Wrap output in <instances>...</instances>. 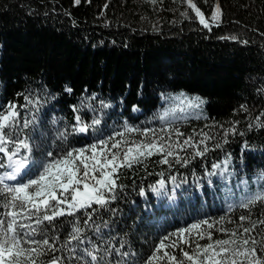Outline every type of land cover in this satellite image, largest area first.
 Returning <instances> with one entry per match:
<instances>
[{
	"label": "trees",
	"instance_id": "16d2710c",
	"mask_svg": "<svg viewBox=\"0 0 264 264\" xmlns=\"http://www.w3.org/2000/svg\"><path fill=\"white\" fill-rule=\"evenodd\" d=\"M193 2L206 19L219 4L222 14L211 30L199 23L185 0H0V112L12 103L21 126L25 120L36 122L20 133L40 146L33 151L35 160L48 151L59 156L66 148L86 147L123 132L125 122L153 129V138L163 136L173 145L171 166L159 163L164 154L157 153L120 168L117 184L123 188L116 189V199L106 208L94 205L98 211L84 233L101 247L124 242L122 251L134 252L129 260L135 264H144L163 237L193 223L208 220L213 227L201 225L186 234L190 244L166 249L179 259L181 248L192 252L197 243L242 233L239 224L251 225L240 221L241 216L264 219V203L250 209L238 206L264 191V180L258 179L264 173V128H249L257 117L264 121V0ZM174 92L203 99L204 105L176 117L166 97ZM101 101L110 106L101 110ZM74 106L85 123L101 118L100 131L71 135L63 144L56 139L57 130L76 122ZM148 137L125 132L114 139L121 141L122 154L124 140L150 142ZM188 137L191 145L176 147ZM0 158L6 159L2 153ZM36 172L32 167L23 179L34 178ZM78 215L83 226L86 216ZM66 219L72 218L56 222L61 241L69 231ZM96 226L99 234L92 231ZM198 231L210 232L212 239L206 234L201 239ZM248 236L260 240L264 225L244 234ZM172 240L177 236L166 243ZM257 249L264 255L260 245Z\"/></svg>",
	"mask_w": 264,
	"mask_h": 264
},
{
	"label": "snow or ice",
	"instance_id": "6c2138e0",
	"mask_svg": "<svg viewBox=\"0 0 264 264\" xmlns=\"http://www.w3.org/2000/svg\"><path fill=\"white\" fill-rule=\"evenodd\" d=\"M185 2L205 29L211 30V26L219 21L222 14L219 4L206 19L193 0H185ZM75 3L79 4L80 0H75ZM182 15L187 17L188 12L185 11ZM66 91L71 92V89L67 88ZM179 96L183 97L184 94L181 93ZM25 99L27 100L28 97ZM92 99H95V96ZM194 101H199V98H194ZM109 106L103 101L100 102L101 110ZM241 108L246 110L244 105H241ZM73 111L77 113L74 117L76 122L66 125L63 130H57L56 139L63 144H67L71 135L87 133L90 129L94 134L100 131L98 126L101 124V118L94 116L90 123H85L78 114L80 108L74 106ZM261 116H264V113H261ZM160 119L163 120V117ZM35 123L34 120H25L21 126L17 106L12 103L0 112V153L6 158H0V169H5L0 172V208L6 210L0 212L2 217L0 218V264H65V261L68 264H72L73 261L75 264H135L134 260H129V257H135V253L122 251L125 247L124 242L119 247L112 243H108L107 247H101L90 237L85 238L84 233L87 228H91L93 213L97 212L98 208H106L111 200L116 199V189L123 188V185L117 184V173L120 168H131L157 153L164 154L159 163L169 164L168 157L176 156L173 145L165 141L163 136L153 138L155 137L153 129L141 130L125 122L123 132L98 139L86 147L66 148L59 156H54L52 151H48L42 160L37 161L33 158V151L40 146L32 142L30 137L20 138L23 129ZM55 123L57 122L53 120V124ZM253 127L264 128V121L257 117L255 124H249L250 129ZM175 131L177 136L183 135L178 130ZM231 131L235 132V128ZM125 132H141V135L146 137L151 132L152 136L148 137L150 142L141 140L129 144L124 140L125 147L121 154L119 151L121 141L115 140L114 137L123 138ZM191 142L192 137H188L182 145L177 144L176 147L183 148L185 145H191ZM21 150H24V155H21ZM196 155L203 153L197 151ZM176 162L180 163L179 158ZM187 163L189 161L184 160V164ZM32 167L37 169L34 178L24 180L23 177L29 174ZM217 167L219 166L213 165V168ZM258 179L264 180V173ZM158 183L161 188L164 187L163 180ZM240 183L245 184L246 181ZM258 202L264 203V191L249 196L246 202H241L238 206L250 209ZM231 208L232 205H229L230 210ZM78 213L86 216L83 226ZM62 217L72 219L64 221L69 225V231L61 241V230L57 228L56 222ZM239 219L249 221L251 226L245 227L241 223L238 225V228L242 229L239 235L236 231H232L229 239L215 240L205 245L197 243L192 252L181 248L183 259H179L166 249L175 248L180 242L190 244L186 234L201 229V225H207L208 228H212L213 225L208 220H203L193 223L189 228L179 229L177 233L163 237L144 264H159L161 261H166V264H186V262L187 264H264V255L257 254V245L264 249V236L260 240L252 236L244 238V234L253 232L257 225H264V219L252 221L250 215L241 216ZM92 231L99 234L100 227L96 226ZM220 231L226 230L220 229ZM205 234L209 240L212 239L210 232H197L201 239ZM173 235L177 236V240H172L171 244L166 243ZM86 243L90 247L85 246ZM58 252L67 255H55ZM42 257L48 259L42 260ZM112 257L118 259L113 260Z\"/></svg>",
	"mask_w": 264,
	"mask_h": 264
},
{
	"label": "rangeland",
	"instance_id": "374dc122",
	"mask_svg": "<svg viewBox=\"0 0 264 264\" xmlns=\"http://www.w3.org/2000/svg\"><path fill=\"white\" fill-rule=\"evenodd\" d=\"M181 93L183 92H174L166 96L172 102L170 108L176 117H185L190 115L194 112L195 108H200L204 105L205 100L199 99V101H194V98L196 97L185 92L183 93L184 96L181 97L179 96ZM190 101L194 102L190 103ZM200 101H202V103Z\"/></svg>",
	"mask_w": 264,
	"mask_h": 264
}]
</instances>
